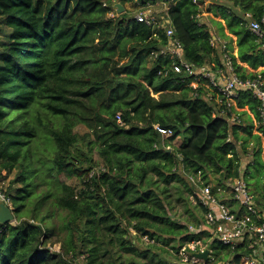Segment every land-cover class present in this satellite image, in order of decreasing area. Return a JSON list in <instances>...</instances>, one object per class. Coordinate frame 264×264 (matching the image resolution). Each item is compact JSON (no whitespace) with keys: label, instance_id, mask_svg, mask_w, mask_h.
<instances>
[{"label":"trees","instance_id":"1","mask_svg":"<svg viewBox=\"0 0 264 264\" xmlns=\"http://www.w3.org/2000/svg\"><path fill=\"white\" fill-rule=\"evenodd\" d=\"M157 1L0 0V179L12 176L4 190L16 220L0 225V264H175L178 247H167L201 235L172 217L170 183L182 182L191 195L202 185L216 193L239 177L242 120L231 124L219 113L223 97L205 81L194 90L192 77L161 75L171 55L151 57L168 43L163 21L170 18L190 63L222 67L211 42L232 34L240 38L237 54L228 45L238 74L264 75V50L254 55L261 45L243 23L246 12L261 19L264 0H169L167 12L151 14L155 25L136 20ZM217 10L222 34L203 20ZM244 98L257 111L249 92L236 107ZM154 124L172 129L165 142L180 139V146L168 151ZM263 199L256 207L264 215ZM212 247L232 264L250 252Z\"/></svg>","mask_w":264,"mask_h":264},{"label":"built area","instance_id":"2","mask_svg":"<svg viewBox=\"0 0 264 264\" xmlns=\"http://www.w3.org/2000/svg\"><path fill=\"white\" fill-rule=\"evenodd\" d=\"M197 2L198 0H194V3ZM150 17L151 15H147L146 12H139L135 15L137 21L155 25L156 21H152ZM197 18H200L199 14ZM243 23L258 39L264 50V11L260 20H255L250 12L244 13ZM164 26L169 39L168 43L151 59L171 55L172 64L168 69L161 70L159 73L166 76L172 72L192 77L190 86L194 90L198 89L200 81L208 83V86L214 88L223 97L216 100L218 103L216 109L231 124L241 122V117L236 112V103L242 93L249 92L259 101L257 111L260 127L264 133V75L259 73L254 77H241L236 71L235 63L228 51V43L219 37H215L211 43L213 46L219 44L220 53H222V67L213 69L208 65L199 67L190 63L185 58L181 41L175 37V27L170 18L166 20ZM207 96L212 100L211 94H207ZM116 120L117 123L123 125L120 113L116 115ZM153 127L161 134L163 143L173 136L172 129L162 128L158 124H154ZM228 141H232V138L229 137ZM166 145V147L170 146L167 143ZM191 178L194 183H198L194 177ZM190 199L193 204L203 210V222L195 227L190 226V233L203 235L209 232L211 235L210 239L206 241L203 238H195L180 246L178 251H173L181 263L232 264V262L220 261L210 251L209 244L211 240L216 239L222 246H227L232 251H250L243 255L242 264H264V215L259 213L249 181L241 170L239 177L228 181L227 188L219 187L215 193L210 185L197 186ZM0 200L14 212V204L2 186H0ZM231 203L234 205H230ZM12 223H16V220ZM206 250L210 251L207 260L194 256L195 253H202Z\"/></svg>","mask_w":264,"mask_h":264},{"label":"rangeland","instance_id":"3","mask_svg":"<svg viewBox=\"0 0 264 264\" xmlns=\"http://www.w3.org/2000/svg\"><path fill=\"white\" fill-rule=\"evenodd\" d=\"M207 2L209 3V0H207ZM169 5L170 4H168V1L158 0L155 4H149L148 7H145L146 8V13H147V15H149V14L151 15L153 12L154 13H159V12H162V11H166L167 12L169 10V8H170ZM127 6H128V9H130V10H133L134 9L133 7H135L134 5L129 4V3H128ZM115 8H116V6H115ZM116 9H118V8H116ZM133 11H135V10H133ZM118 14H121V13L118 11ZM162 15L163 14H159L161 19L163 18ZM203 20H205L207 22H210L212 24L213 31L215 33H217V34H218L219 30H220V32L222 31V27H224V23H225V19H223V15L222 14H217V12H211L209 14H206L203 17ZM163 24H166V20L163 21ZM225 31H226V34H228V30L225 29ZM222 33L223 32H221L220 34H222ZM231 41H232V39H231ZM261 50L263 51V48L261 46H260V49L256 48V52H257L258 56L261 55ZM249 59L251 60V62L254 63V58H249ZM251 62H248L249 66H250ZM261 70L264 71L263 66L261 67ZM76 131L81 133V134H84L88 130L85 129L84 127L80 126V127H78L76 129ZM181 142L182 141L180 139L176 140L173 145H170L169 147H166V149L168 151H171L173 149L175 150V149H177L180 146ZM244 155H246V154H244ZM251 155H253L255 157V154L253 152H251ZM93 157H94L95 161H97V162L101 161V159L98 156V153H97L96 149H95V151L93 153ZM254 157H251V161L254 160ZM259 166H260V164H259ZM240 170L243 171V172L245 171V170L242 169V166H241ZM252 177H254L253 173H252ZM184 178H185V181L189 185H193L190 182L192 180L190 174H187V175L184 174ZM11 179H12V176L10 178H6L4 181H3V179H0V185H2L4 188H7L8 184H9V181ZM62 179L67 181V182H69L72 185H78L79 184V181L76 178H71V179H68V180H66L65 178H62ZM195 179H198V178L195 177ZM249 182L251 184H253L254 181H250L249 180ZM159 184H160V187L163 189L165 184L164 183H159ZM250 189H251V187H250ZM190 197H191V193L187 190L186 186L182 182L173 181L172 183H170L169 188H168L167 202H168V205H169V208H170V213H171L172 217L175 220H178V221H181V222H188L189 227L190 226H194L195 227L196 224L198 223L197 221H203V215L200 212V209L198 208V206L193 204V202L191 201ZM195 219H197V220H195ZM129 228H130L131 233H132L131 236L137 238L138 232L135 231L134 229H132L131 227H129ZM207 235L210 237L211 234L208 232ZM216 242H217L216 239H213L210 242L209 246H211L210 247L211 249L212 248L214 249V247H212V245L214 243H216ZM180 245H181L180 242H178V243L172 242L171 245H169L167 247V250H170L171 247H173V246H175V248H177V247L179 248ZM54 248L57 251L60 250V246L59 245H55ZM171 251L173 252L175 250L173 249ZM173 254H174V252H173ZM172 260L174 261L175 264H183V263H181L179 258L176 257L175 254H174V258Z\"/></svg>","mask_w":264,"mask_h":264},{"label":"crops","instance_id":"4","mask_svg":"<svg viewBox=\"0 0 264 264\" xmlns=\"http://www.w3.org/2000/svg\"><path fill=\"white\" fill-rule=\"evenodd\" d=\"M217 13L220 14V12L217 10ZM169 19V18H168ZM165 19V20H168ZM226 29V28H225ZM230 34V33H229ZM232 41L223 39L228 43V45L232 46L234 48L235 54H237L239 49V40L240 38L238 35H232ZM254 55H257L256 49L253 51ZM251 54V53H250ZM242 64L245 66L244 71H251V66H249L248 61L242 62ZM237 113L241 116V125L242 128L239 131V138L241 139L238 144V148L240 151V159H241V166L242 169L245 170L244 176L246 172L248 175V181H254L253 184L249 182V186L251 187V192L256 198H261L264 195V133L260 127L259 122V116L256 111V105L253 104V101L248 100L247 98H244L241 102L238 103L236 107ZM241 146V147H240ZM245 151V152H244ZM251 152L255 154V157L251 155ZM246 154V155H244ZM251 157H254V160L251 161ZM260 166H259V164ZM241 168V167H240ZM252 173L254 174V177H252ZM264 202V199H263ZM230 205H234L231 203ZM201 212V211H200ZM203 215V213H202ZM201 223L203 221H200ZM198 223L196 226L200 225L201 223ZM200 239L203 238V240H208L210 237L207 235V233L201 235L199 237ZM212 241V240H211ZM222 246L218 241L215 243V246ZM211 252L214 250L210 248ZM227 260L231 259H224V262H230Z\"/></svg>","mask_w":264,"mask_h":264},{"label":"water","instance_id":"5","mask_svg":"<svg viewBox=\"0 0 264 264\" xmlns=\"http://www.w3.org/2000/svg\"><path fill=\"white\" fill-rule=\"evenodd\" d=\"M115 6L118 8L120 13H123L124 6L122 4H116ZM211 180L214 181L213 178H211ZM216 184L217 182L214 181V185ZM13 221H15V213L11 211V209L2 200H0V225L12 223ZM209 252V250H206L202 253H195L194 256L207 260Z\"/></svg>","mask_w":264,"mask_h":264},{"label":"clouds","instance_id":"6","mask_svg":"<svg viewBox=\"0 0 264 264\" xmlns=\"http://www.w3.org/2000/svg\"><path fill=\"white\" fill-rule=\"evenodd\" d=\"M3 187V186H2ZM4 188V187H3Z\"/></svg>","mask_w":264,"mask_h":264}]
</instances>
